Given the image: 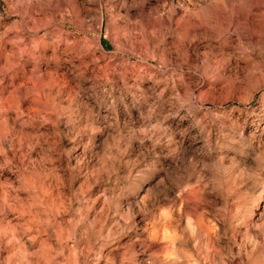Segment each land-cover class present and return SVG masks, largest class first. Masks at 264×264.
I'll return each mask as SVG.
<instances>
[{"label": "clouds", "instance_id": "1", "mask_svg": "<svg viewBox=\"0 0 264 264\" xmlns=\"http://www.w3.org/2000/svg\"><path fill=\"white\" fill-rule=\"evenodd\" d=\"M0 264H264V0H0Z\"/></svg>", "mask_w": 264, "mask_h": 264}]
</instances>
